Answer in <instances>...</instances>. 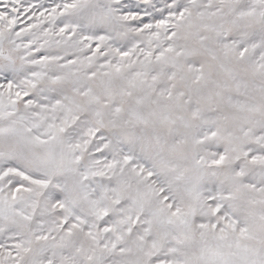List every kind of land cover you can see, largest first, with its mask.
Masks as SVG:
<instances>
[{"label": "snow or ice", "instance_id": "obj_1", "mask_svg": "<svg viewBox=\"0 0 264 264\" xmlns=\"http://www.w3.org/2000/svg\"><path fill=\"white\" fill-rule=\"evenodd\" d=\"M0 264H264V0H0Z\"/></svg>", "mask_w": 264, "mask_h": 264}]
</instances>
